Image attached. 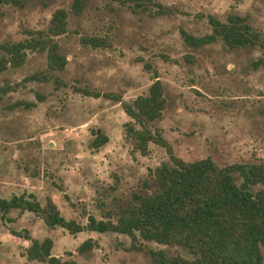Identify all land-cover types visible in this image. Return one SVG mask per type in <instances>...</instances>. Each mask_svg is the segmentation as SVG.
I'll list each match as a JSON object with an SVG mask.
<instances>
[{
	"label": "rangeland",
	"instance_id": "374dc122",
	"mask_svg": "<svg viewBox=\"0 0 264 264\" xmlns=\"http://www.w3.org/2000/svg\"><path fill=\"white\" fill-rule=\"evenodd\" d=\"M139 1L143 6L130 0H87L79 14L69 11L71 0L0 4V44L44 30L54 8L67 10L66 31L55 37L65 56L64 67L55 73L65 85L55 88L50 80H30L0 94V195L29 192L40 202L49 195L66 219L82 224L87 214L113 219L116 207L130 201L132 192L151 190L149 169L167 160L164 148L149 142L140 154L124 135L128 117L120 104L72 86L116 93L129 101L146 91L153 71L165 97L154 124L175 155L184 160L207 156L219 166L264 163V50L227 48L220 40L193 47L179 32L200 36L210 31L206 14L223 19L238 13L264 33V0ZM157 3L169 11L155 12ZM89 36L104 39V44L83 43L81 37ZM45 63L44 50L27 49L20 65L0 70V86L18 83ZM95 128L107 141L92 148L90 129ZM232 177L238 182L236 172ZM252 189L264 191V186ZM8 216L10 221L0 220V264H44L25 259L28 240L10 228L25 229L38 239L50 237L51 254L78 264H154L150 249L190 257L177 244L110 231L70 234L60 226H46L29 211L13 209ZM86 238L93 246L79 253L76 247ZM261 253L264 263V248Z\"/></svg>",
	"mask_w": 264,
	"mask_h": 264
},
{
	"label": "trees",
	"instance_id": "16d2710c",
	"mask_svg": "<svg viewBox=\"0 0 264 264\" xmlns=\"http://www.w3.org/2000/svg\"><path fill=\"white\" fill-rule=\"evenodd\" d=\"M27 1L0 0V4L22 6ZM37 1L45 4L47 0ZM86 1L71 0L69 11L79 14ZM130 1L135 6H143L139 0ZM156 6L157 13L169 11L164 5L157 3ZM205 17L210 27L208 33L193 36L180 29L187 45L195 47L220 40L227 48L256 46L264 50V33L249 24L246 14L228 13L223 19L212 14ZM66 18V9L54 8L44 30L28 31V38L0 44V70L7 65H20L27 49L44 50L46 59L45 68L28 73L18 83L0 86V94L30 80H50L55 88L65 85L55 73L65 64V56L55 37L66 31ZM81 40L91 46L104 44V39L97 36L81 37ZM188 57L184 55V58ZM72 88L84 95H102L118 102L128 117L123 123L124 135L140 154L146 153L149 142L164 148L167 160L149 169L152 189L145 186L143 191L132 192L130 201L116 207L113 219L87 214L82 224L73 218L66 219L49 195L43 198V202L29 192L0 195V220L10 221L8 214L13 209L29 211L42 219L46 226H60L70 234L81 230L119 232L131 239L177 244L190 254L189 258H183L179 254L168 255L162 249H150L148 252L154 264H264L261 253V248H264V191L252 189L257 184L264 186L263 162L219 166L207 156L184 160L175 155L161 128L154 124L165 106L164 87L155 71L146 91L129 101L116 93ZM18 103L15 102L16 105ZM90 133L89 146L92 148L107 141V136L98 128L90 129ZM233 172L237 173L238 182L234 181ZM9 230L13 235L28 240L23 251L27 260L44 264H78L74 259L51 254L52 240L48 236L38 239L25 229ZM92 246L93 241L86 238L76 250L81 253Z\"/></svg>",
	"mask_w": 264,
	"mask_h": 264
}]
</instances>
